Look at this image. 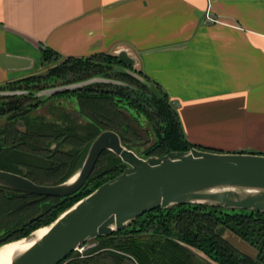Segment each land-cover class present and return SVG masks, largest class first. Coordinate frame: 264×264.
Here are the masks:
<instances>
[{
    "label": "trees",
    "instance_id": "obj_1",
    "mask_svg": "<svg viewBox=\"0 0 264 264\" xmlns=\"http://www.w3.org/2000/svg\"><path fill=\"white\" fill-rule=\"evenodd\" d=\"M50 58L61 59L62 63L50 68L48 76L69 78L65 82L70 85L108 75L119 81L93 82L50 96V99L74 96L78 112L86 120L84 124L61 114L53 122L30 116L44 102L35 95L45 86L27 84L33 76L0 86V90L29 91L26 95L1 97L0 170L23 176L37 185L57 186L67 181L83 162L91 141L107 130L120 137L127 150L143 159L199 149L187 141L173 105L158 85L147 82L139 72L136 74L143 82L136 75L109 73L113 71L111 67L122 66L117 57L101 54L86 59L61 58L57 53L43 50L42 63L47 64ZM101 62L111 66L100 67L97 63ZM23 84L26 86L21 88ZM123 109L136 113L134 121ZM139 119L143 132L136 124ZM19 122L23 128H19ZM142 133L153 139L144 152L137 150L134 144L144 139ZM62 146L70 149L63 150ZM106 155L105 169L96 173ZM126 168L115 154L104 151L86 184L74 195L60 199L12 192L0 186V209L8 203L3 195H12L17 201L12 203L13 210L8 213L15 219L8 221L9 224H0V245L26 238L51 225L62 213ZM223 232L246 242L256 256L240 252L223 238ZM92 241L97 245L88 254H102L103 261L99 264H264V213L182 204L152 210L130 222L122 231ZM71 255L62 264L80 261H69Z\"/></svg>",
    "mask_w": 264,
    "mask_h": 264
},
{
    "label": "crops",
    "instance_id": "obj_2",
    "mask_svg": "<svg viewBox=\"0 0 264 264\" xmlns=\"http://www.w3.org/2000/svg\"><path fill=\"white\" fill-rule=\"evenodd\" d=\"M46 49L125 51L191 145L264 156V0H0V86L40 74Z\"/></svg>",
    "mask_w": 264,
    "mask_h": 264
},
{
    "label": "water",
    "instance_id": "obj_3",
    "mask_svg": "<svg viewBox=\"0 0 264 264\" xmlns=\"http://www.w3.org/2000/svg\"><path fill=\"white\" fill-rule=\"evenodd\" d=\"M116 57L126 69L135 64L125 51ZM98 81L103 80L94 78L56 88L46 97ZM18 125L22 127L21 123ZM104 151L115 154L127 168L45 227L46 234L12 264H62L77 246L120 232L139 216L155 209L201 204L264 213V156L210 153L193 148L188 152H169L163 157L143 159L127 150L120 137L108 130L91 141L75 178L57 186H41L18 174L0 170V186L42 197L72 196L86 184Z\"/></svg>",
    "mask_w": 264,
    "mask_h": 264
},
{
    "label": "rangeland",
    "instance_id": "obj_4",
    "mask_svg": "<svg viewBox=\"0 0 264 264\" xmlns=\"http://www.w3.org/2000/svg\"><path fill=\"white\" fill-rule=\"evenodd\" d=\"M104 55H108V54H104ZM111 56V55H109ZM61 59L58 58H50L49 61L47 62V64L44 65V69L41 71L40 74L37 75H33V78L30 79V82H28L27 84H34L37 85L38 87L41 86H45V88H43V90L38 94H36L35 92L33 93L36 97H38L40 99L41 102H44L41 104V106L39 108H37L36 110H33L29 115L32 117L38 116L40 118L43 117V119H45L46 121H56L57 120V116L58 115H63L66 116L67 118L70 119L74 118L76 120L77 123H81L84 124L86 123V120L79 114L78 112V108H77V100L74 96L70 97V96H64V97H54L52 99H50V96L46 97L47 94H49V92L51 90H54L56 88H60V87H65V86H70L69 83L65 82L69 81V78L63 79V78H54L52 76H48L49 73V69L50 68H54L56 67V65L61 64ZM97 65H99L100 67H107V66H111L107 63H103L101 62V64L97 63ZM111 69L113 71H109V73H115L117 74V72H121V73H125L128 74L130 76H135L136 78L140 79L143 82V79L141 76L137 75L135 71V69L132 67L131 70L124 68L123 66H113L111 67ZM30 77V76H29ZM99 80H103L104 82L107 81H111V82H117L119 81V78H116L113 75H108V77H104L103 76L101 78H97ZM121 81V80H120ZM24 86H26V84L21 85L20 87L23 88ZM1 89V88H0ZM29 91L25 90V89H15V90H11L8 91L7 89L5 90L3 88V90H0V100L1 97H8L9 95H4L5 93H15V94H19V95H26ZM45 96V97H44ZM48 98V99H47ZM124 112L126 113V115H128L131 119H133L136 116V113L132 110H126L123 109ZM139 122H137V127L140 129V131L143 132L142 128H143V124L142 121H140V119L138 120ZM20 123V122H19ZM22 125V123H21ZM20 128V127H19ZM23 128V125L22 127ZM142 136L144 137V139L141 140H136L134 141V144L137 146V150L144 152L146 149H148L150 147V144L152 143L153 139L150 135H146L145 133H142ZM63 150H68L70 148H68L67 146H62ZM84 157V155L82 156V158ZM108 158V155L104 156L101 164H99V166L96 169V173L102 171L105 169L106 166V161L105 159ZM84 161V160H83ZM82 163L76 167L74 173L71 175V177L67 180L69 181L72 177H74V175L79 171L80 167H81ZM65 181V182H67ZM4 198L6 199V201L8 202L6 204V206H4V208L0 209V224H9L8 221H13L15 218L9 217L8 213L9 211L13 210L12 207H14L12 205V203L17 202L15 197L12 195H3ZM43 205V204H42ZM34 210H30V212L32 213ZM13 223V222H12ZM40 229H44V228H40ZM39 230V229H38ZM223 236L227 237L228 241H231V243H233L237 249L242 252L243 254H247L250 255L251 257L256 256L254 249L249 246L246 242H241L240 240H238L236 237H234L233 235H231L229 232H223ZM88 244H94V246L89 249L86 253V255L80 258L78 253L77 254H72L71 258L69 259V261H75V260H80L77 261V264H99L102 260V258L104 256L99 255L96 256L95 253H92L91 255L88 254V252L92 249L94 250L97 245V242H89ZM200 256V253L197 254ZM204 259V258H203ZM68 261V262H69ZM66 264V263H65ZM203 264V263H202Z\"/></svg>",
    "mask_w": 264,
    "mask_h": 264
},
{
    "label": "bare ground",
    "instance_id": "obj_5",
    "mask_svg": "<svg viewBox=\"0 0 264 264\" xmlns=\"http://www.w3.org/2000/svg\"><path fill=\"white\" fill-rule=\"evenodd\" d=\"M74 178L71 180V182L74 180ZM46 232L47 228L39 229L36 230L30 237L0 245V264H12L14 260L29 250L34 242L41 239L46 234Z\"/></svg>",
    "mask_w": 264,
    "mask_h": 264
},
{
    "label": "built area",
    "instance_id": "obj_6",
    "mask_svg": "<svg viewBox=\"0 0 264 264\" xmlns=\"http://www.w3.org/2000/svg\"><path fill=\"white\" fill-rule=\"evenodd\" d=\"M88 243L89 242L77 246V248L74 251V254L78 253L80 258L84 257L86 252L94 246V244H88Z\"/></svg>",
    "mask_w": 264,
    "mask_h": 264
}]
</instances>
